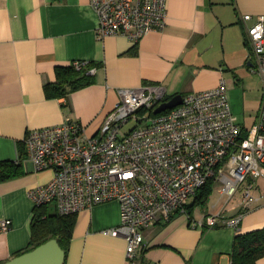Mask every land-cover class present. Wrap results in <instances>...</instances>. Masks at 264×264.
I'll list each match as a JSON object with an SVG mask.
<instances>
[{
    "label": "crops",
    "instance_id": "crops-1",
    "mask_svg": "<svg viewBox=\"0 0 264 264\" xmlns=\"http://www.w3.org/2000/svg\"><path fill=\"white\" fill-rule=\"evenodd\" d=\"M166 3L165 28L132 43L122 36L98 37L90 0H0V162L19 166L18 175L0 181V223L11 221L8 232L0 228V264L30 245L35 206L28 193L53 178L50 170L36 172L26 157L24 139L30 131L69 118L93 136L119 101V89L161 86L170 100L217 88L222 80L243 131L256 123L262 81L254 91L243 17L264 15V0ZM74 62L94 69L92 83L67 98L49 97L46 87L57 82L56 69ZM258 180V200L237 230L196 228L190 218L176 215L144 231V249L134 261L127 258L124 238L104 233L120 224L117 201L81 211L64 264H231L235 237L264 228V181ZM209 198L196 208H206ZM240 201V193L229 202L218 197L202 213L195 208L192 218L220 210L235 217ZM257 264H264V257Z\"/></svg>",
    "mask_w": 264,
    "mask_h": 264
},
{
    "label": "built area",
    "instance_id": "built-area-1",
    "mask_svg": "<svg viewBox=\"0 0 264 264\" xmlns=\"http://www.w3.org/2000/svg\"><path fill=\"white\" fill-rule=\"evenodd\" d=\"M90 4L99 38L122 36L138 43L168 22L166 0ZM243 21L251 71L262 81L261 106L249 131L233 115L223 80L217 88L182 96L181 105L158 115L154 110L165 101L161 86L119 89V101L93 136L69 118L27 134L25 153L34 170L53 172L46 185L29 191L34 206L53 205L59 214L71 215L117 201L120 224L104 233L124 238L127 258L134 261L144 249V231L176 215L190 218L189 201L212 182L227 202L240 193L241 212L228 218L220 210L191 219V225L237 230L258 200V178L264 181V15L248 14ZM72 65L81 70L87 64ZM130 122L135 126L123 132ZM10 227V220L0 223L2 232Z\"/></svg>",
    "mask_w": 264,
    "mask_h": 264
},
{
    "label": "trees",
    "instance_id": "trees-1",
    "mask_svg": "<svg viewBox=\"0 0 264 264\" xmlns=\"http://www.w3.org/2000/svg\"><path fill=\"white\" fill-rule=\"evenodd\" d=\"M90 70L88 64L81 70H77L73 65L58 67L56 69L57 82L46 87L47 95L52 98H67L72 91L90 85L92 83ZM18 174V165L14 168L10 162H0V181ZM212 191V182L199 190L194 203L187 207L190 220L193 219L196 206L205 204ZM52 206L35 207L31 226V242L25 252L53 238L58 240L65 252L67 251L73 237L76 214L61 215ZM262 257H264V228L249 233H240L235 237L232 252L233 264H257Z\"/></svg>",
    "mask_w": 264,
    "mask_h": 264
},
{
    "label": "water",
    "instance_id": "water-1",
    "mask_svg": "<svg viewBox=\"0 0 264 264\" xmlns=\"http://www.w3.org/2000/svg\"><path fill=\"white\" fill-rule=\"evenodd\" d=\"M182 98V95H177L170 100H165L154 110V114L158 115L176 108L181 105ZM65 260V250L61 247L58 240L53 238L3 264H64Z\"/></svg>",
    "mask_w": 264,
    "mask_h": 264
},
{
    "label": "rangeland",
    "instance_id": "rangeland-1",
    "mask_svg": "<svg viewBox=\"0 0 264 264\" xmlns=\"http://www.w3.org/2000/svg\"><path fill=\"white\" fill-rule=\"evenodd\" d=\"M254 74H252V76H253V78H252V86L254 87V91H256L257 89H258V85H259V83H260V76L257 74V73H255V72H253ZM135 126V124L133 123V122H130L124 129H123V132H127V131H129L130 129H132L133 127ZM259 181V183H260V180H258ZM262 189H264V185L262 186ZM219 190H220V186H217L214 190H213V192H212V194H211V196H210V198H209V200H208V202H207V206H205L206 208H210L213 204H214V202L217 200V198L218 197H220V194H219ZM206 208H204V207H202V206H199V207H197L196 208V212L197 213H202V211H204V210H206ZM202 216L200 215H198L197 216V218H201Z\"/></svg>",
    "mask_w": 264,
    "mask_h": 264
},
{
    "label": "bare ground",
    "instance_id": "bare-ground-1",
    "mask_svg": "<svg viewBox=\"0 0 264 264\" xmlns=\"http://www.w3.org/2000/svg\"><path fill=\"white\" fill-rule=\"evenodd\" d=\"M92 70V69H91Z\"/></svg>",
    "mask_w": 264,
    "mask_h": 264
}]
</instances>
